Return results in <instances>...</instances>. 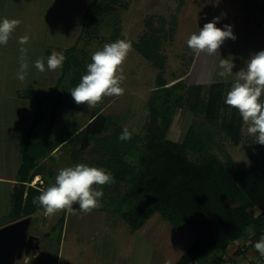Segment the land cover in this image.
<instances>
[{
	"label": "rangeland",
	"instance_id": "1",
	"mask_svg": "<svg viewBox=\"0 0 264 264\" xmlns=\"http://www.w3.org/2000/svg\"><path fill=\"white\" fill-rule=\"evenodd\" d=\"M24 1L21 26L34 30L24 31L30 34L29 41L37 40L42 46L44 42L52 43L46 57L57 51L66 59L61 69L38 73L39 87L43 88L39 82L51 84L45 91L33 90L36 98L32 116L24 114L16 99H12L15 100L12 105L3 106L4 111L0 110V175L11 174L18 163L7 151L5 139L13 141L17 130L23 131L25 124L29 126L28 118L35 119L37 103L42 100V120L33 132L29 148V152L37 156L42 180L35 185L27 181L26 190L29 187L46 189L55 182L58 170L79 163L110 172V160L119 157L130 169L138 170L140 153L146 150L152 129L150 111L152 106H160L162 98L159 96L165 97V94L167 106H175L176 110L166 138L182 143L190 159L200 157L190 149L192 141L200 136L208 138V152L222 162L233 160L254 166L264 162V145L256 143L255 137L248 134V125L242 118L239 132L235 128V134L237 131L240 136L237 144L233 134L222 127L223 120L232 119L233 114L237 125L239 113L224 104L235 77L226 81L218 77L219 60L232 57L235 73L246 66V61L259 47L254 42L255 32L251 34L249 23L245 24V14L249 19L245 0ZM215 17H220L217 27L232 26L236 39L225 40L215 56L193 53L187 47V39ZM118 39H128L133 44L122 66L126 77L122 85L124 94L105 97L94 108L77 105L70 91L86 74L92 53ZM146 40L155 41L157 64L161 66H156L136 47ZM39 48L36 46V50ZM213 83H221L223 87L222 111L218 119L209 121L205 113L190 112L188 108L194 103L195 87H201L200 97L205 100L203 104H207ZM20 92L27 95L31 91L20 88ZM57 99L60 104L53 118ZM2 101L0 99V105H4ZM97 109H101L104 116L103 131L89 136L84 129L94 119ZM10 121L14 124V135L13 130L7 132L4 126ZM125 127L135 131L130 140L120 141L118 138ZM163 127L162 119H156L154 131L159 132ZM190 128L193 132L186 137ZM14 186L0 183V228L9 224L7 215ZM96 187L101 189V186ZM131 188L130 175H125L124 179L102 186L101 206L91 213L75 209L74 204L75 214L62 211L46 216L38 211L22 217L20 220H25V228L34 234L37 243L30 246L29 255L24 253L21 259H14L10 264H175L195 239V234L187 228L175 229L159 213L152 214L140 228L132 229L123 214L142 215L147 200L131 198ZM247 238L245 234L243 239Z\"/></svg>",
	"mask_w": 264,
	"mask_h": 264
},
{
	"label": "trees",
	"instance_id": "2",
	"mask_svg": "<svg viewBox=\"0 0 264 264\" xmlns=\"http://www.w3.org/2000/svg\"><path fill=\"white\" fill-rule=\"evenodd\" d=\"M156 46L155 41L146 40L136 47L146 57H150L156 66H161L157 64ZM222 89L221 83H213L209 90V102L203 104L205 100L200 97L201 87H195L196 96L192 99L194 103L189 104L188 110L205 113L209 121L218 119L222 111L220 105ZM166 96L160 95L162 103L160 106H152L150 111L152 129L148 135L146 150L140 153L139 169H130L119 157L110 160L108 165L115 181L130 175L131 198L144 197L147 200L142 215L124 213L123 218L136 230L152 214L159 213L175 229L187 228L195 234V239L175 264H197L209 256H214L213 264H221L228 247L242 238L250 226L255 228L258 235L264 233V162L260 166L236 163L233 160L222 162L208 152L206 145L209 142L208 138L200 136L192 141L190 147L200 157L196 160L190 159L188 150L182 143L166 138L171 116L176 113L175 106H167ZM25 97L36 98L32 92ZM41 102L43 103V100ZM41 102L37 103L35 119L20 144L21 163L17 171L11 209L7 215L9 223L43 211L32 203V198L43 190L35 187L26 190L25 186V183L31 181L36 174L41 175L37 156L29 152L33 132L42 120ZM59 104L60 100L57 99L52 112L53 118L56 117ZM100 111L101 109H97L93 113L94 119L84 129L89 136L103 131L104 116ZM235 117L233 114L232 119H224L222 127L226 132L233 134L234 142L237 144L240 140L238 132L241 117L239 115L237 125ZM158 118L164 123L159 132L154 131ZM235 128L238 131L236 134ZM189 130L186 137L193 132L192 128ZM74 208L79 209V205L75 204ZM258 209L261 214L255 216V210ZM62 221L63 219L61 220L63 224Z\"/></svg>",
	"mask_w": 264,
	"mask_h": 264
},
{
	"label": "clouds",
	"instance_id": "3",
	"mask_svg": "<svg viewBox=\"0 0 264 264\" xmlns=\"http://www.w3.org/2000/svg\"><path fill=\"white\" fill-rule=\"evenodd\" d=\"M220 17H215L192 33L187 39V47L193 53H205L215 56L227 39L235 40L231 25L217 27ZM17 19L3 18L0 20V46H6L12 33L20 25ZM29 36L19 39L20 45H25ZM133 50V44L128 39H118L106 43L102 49L91 55V63L87 65L86 74L80 82L70 91L77 105H87L94 108L105 97L121 96L125 89L122 86L126 77L123 74V64L129 53ZM20 70L18 79L24 82L28 76L29 64L27 61V48H20ZM66 57L62 52L52 51L45 58L38 57L33 67L44 73L55 72L63 67ZM233 58H221L218 63V77L222 81L235 77L230 90L224 99V104L238 111L244 124L248 125L247 132L254 136L256 143L264 145V50L253 54L246 61V66L233 73ZM133 130L125 127L119 136L120 141H128L132 138ZM115 178L103 168L89 166L84 163L76 164L58 170L55 182L32 198L33 205L42 209L44 215L53 216L58 212L67 211L75 214L74 204L79 205V210L85 214L91 213L101 206V198L104 193L102 186L111 185ZM96 186H101L98 189ZM254 248L261 256H264V235L255 243Z\"/></svg>",
	"mask_w": 264,
	"mask_h": 264
},
{
	"label": "crops",
	"instance_id": "4",
	"mask_svg": "<svg viewBox=\"0 0 264 264\" xmlns=\"http://www.w3.org/2000/svg\"><path fill=\"white\" fill-rule=\"evenodd\" d=\"M25 3L26 2L24 0H0V20H2L3 18H9L21 21V11H23L22 7H24ZM245 3L247 14L249 16V19H247L245 14V24L247 22L249 23V32L251 34L252 32H255L254 42L259 46L258 51L264 50V14L260 7L256 4V0H245ZM24 31H29L31 33L34 30H32L31 27L26 29L22 27L20 23V25L12 33L7 45L0 46V99L3 100L1 103H4V105H0V110L4 111L5 109L3 108V106L8 107L7 104L12 105L13 101H15L12 99H16L19 101V105L22 106L24 114H29V116H32V109L34 106L33 99L27 98L25 97L26 95L21 94L20 88L27 89V91H31L32 93H34L33 90L40 92L45 91L47 88H50L51 83L49 82H46V84L39 82L43 88L39 87V84L37 82L39 71H37L33 67V63L38 57H44L45 59H47L46 56L49 50L48 48L52 46V43L44 42V46H42V43H39L37 40L35 41L33 39L31 41H28V43L25 45H20L18 42L19 39L22 36L30 35L25 33ZM36 46H40L39 50H36ZM21 47L27 48L26 62L29 64L28 76L26 78L28 80L24 82H21L17 76L20 70ZM16 107H18V105H16ZM28 119L30 121L28 120L27 122H29L30 126L32 122L31 117H29ZM4 126H6L7 132L12 131V126H14L13 121L4 124ZM24 126L25 129L23 131L17 130V134L15 133V129L13 130V135L14 133L16 135V138L14 137L13 141L8 142L5 139L7 151H10V154H12L14 158L17 159L18 163L16 164V167L11 174L7 176L0 175V183H7L12 185H15L17 183V171L21 163L20 144L22 142L24 134L29 128V126H26V124ZM260 214L261 211L259 209L255 210V216H258ZM245 234L248 237L247 239H243V236L242 238L234 241V243H232L228 247L227 253L231 255V261H229V264H248L250 257L255 254L258 255V252L255 250L254 245L260 239L261 235H264V233L258 235L255 228L250 226ZM243 240L247 241L244 242ZM242 248L244 250H241Z\"/></svg>",
	"mask_w": 264,
	"mask_h": 264
},
{
	"label": "water",
	"instance_id": "5",
	"mask_svg": "<svg viewBox=\"0 0 264 264\" xmlns=\"http://www.w3.org/2000/svg\"><path fill=\"white\" fill-rule=\"evenodd\" d=\"M25 226V220L19 219L0 228V264L19 260L24 253L29 255L30 246L37 243L34 234L29 233ZM20 247L22 253H19Z\"/></svg>",
	"mask_w": 264,
	"mask_h": 264
},
{
	"label": "built area",
	"instance_id": "6",
	"mask_svg": "<svg viewBox=\"0 0 264 264\" xmlns=\"http://www.w3.org/2000/svg\"><path fill=\"white\" fill-rule=\"evenodd\" d=\"M256 4L260 7L264 14V0H256ZM241 250H244L243 248ZM214 256H209L204 259H201L197 262V264H213L214 262ZM229 261H231V255H229L227 252L223 255V261L221 264H229ZM248 264H264V256H261L258 252V255H253L249 259Z\"/></svg>",
	"mask_w": 264,
	"mask_h": 264
},
{
	"label": "bare ground",
	"instance_id": "7",
	"mask_svg": "<svg viewBox=\"0 0 264 264\" xmlns=\"http://www.w3.org/2000/svg\"><path fill=\"white\" fill-rule=\"evenodd\" d=\"M41 180L42 179H41L40 175L36 174L34 176V178L31 181H29V184L35 185V184H38L39 182H41ZM19 253H22V247H20Z\"/></svg>",
	"mask_w": 264,
	"mask_h": 264
}]
</instances>
